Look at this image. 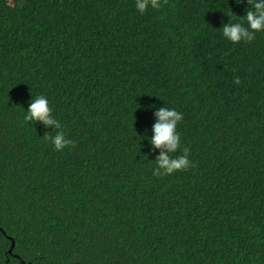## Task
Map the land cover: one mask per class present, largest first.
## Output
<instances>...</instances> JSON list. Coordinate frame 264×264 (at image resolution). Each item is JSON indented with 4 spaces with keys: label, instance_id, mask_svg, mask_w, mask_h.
I'll list each match as a JSON object with an SVG mask.
<instances>
[{
    "label": "trees",
    "instance_id": "1",
    "mask_svg": "<svg viewBox=\"0 0 264 264\" xmlns=\"http://www.w3.org/2000/svg\"><path fill=\"white\" fill-rule=\"evenodd\" d=\"M158 2L0 0V264H264V31L221 34L253 0ZM162 105L190 165L156 175Z\"/></svg>",
    "mask_w": 264,
    "mask_h": 264
},
{
    "label": "clouds",
    "instance_id": "2",
    "mask_svg": "<svg viewBox=\"0 0 264 264\" xmlns=\"http://www.w3.org/2000/svg\"><path fill=\"white\" fill-rule=\"evenodd\" d=\"M241 0H239V3ZM249 0H247V3ZM158 0H135V8L141 14L146 9H158ZM246 24V26H245ZM222 36L229 42L236 44L249 42L255 38L256 33L264 31V0H253L251 10L244 14V22H233L228 19L222 24ZM237 83L238 78H237ZM24 110L23 120L29 123H41L45 128L51 127L55 130L53 135H46L53 148L57 151L63 150L71 143L61 131V122L52 115L49 101L44 95L31 97L27 109ZM182 120V113L175 108L164 105L156 108L153 112V123L151 125V135L145 136L150 146L149 150L159 149V154L155 156L153 169L156 175H167L173 172L187 169L190 165L188 150L183 149V155L173 157L180 146V135L176 130L177 124ZM51 130V131H52ZM49 132V131H47Z\"/></svg>",
    "mask_w": 264,
    "mask_h": 264
}]
</instances>
